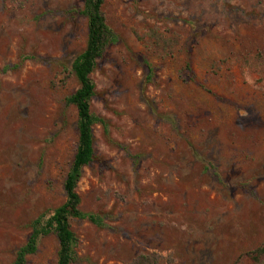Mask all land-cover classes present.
Instances as JSON below:
<instances>
[{
  "label": "rangeland",
  "instance_id": "374dc122",
  "mask_svg": "<svg viewBox=\"0 0 264 264\" xmlns=\"http://www.w3.org/2000/svg\"><path fill=\"white\" fill-rule=\"evenodd\" d=\"M83 0H0V264L66 202ZM73 264H264V0H106ZM43 235L27 264H57Z\"/></svg>",
  "mask_w": 264,
  "mask_h": 264
},
{
  "label": "trees",
  "instance_id": "16d2710c",
  "mask_svg": "<svg viewBox=\"0 0 264 264\" xmlns=\"http://www.w3.org/2000/svg\"><path fill=\"white\" fill-rule=\"evenodd\" d=\"M106 0H83L81 13L88 21L87 46L76 56L72 63V72L79 87L68 98L78 114V145L66 176L64 188L67 194L65 203L57 207L46 220L42 215L32 224V232L27 242L20 247L16 259L11 264H27V257L38 250L39 240L43 235L54 232L59 240L57 264H73L77 258L76 247L78 237L71 228L73 218L87 219L99 227H105L104 216L99 213L84 211L81 207V196L77 191L83 169L95 159L94 125L103 122L91 109V101L95 95V83L91 74L96 68L98 59L103 56L107 47L116 40L113 29L107 22L103 6ZM259 254L264 248H259Z\"/></svg>",
  "mask_w": 264,
  "mask_h": 264
}]
</instances>
